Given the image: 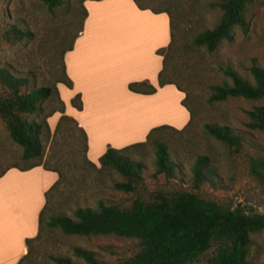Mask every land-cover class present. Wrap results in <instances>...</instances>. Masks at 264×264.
<instances>
[{
  "label": "rangeland",
  "instance_id": "1",
  "mask_svg": "<svg viewBox=\"0 0 264 264\" xmlns=\"http://www.w3.org/2000/svg\"><path fill=\"white\" fill-rule=\"evenodd\" d=\"M79 1L63 0L62 6L49 9L40 0H0V66L27 76L28 86H51L62 74L58 59L61 39L67 31L71 32L76 28L82 18ZM141 2L151 8L167 9L173 22L175 42L167 55L168 71L171 80L179 84L187 94L186 106L182 101L181 104L187 110L191 109L192 120L182 131H176L180 129L172 127L176 130L165 129L157 137L161 138L174 159L180 163L183 174L177 173L175 178L168 180L163 175L154 177V147L147 145L134 150L130 155L143 165V184L133 192L117 190L114 183L126 181L117 171H97L76 166L77 162L82 163L84 157L82 153L73 150L71 144L80 134L74 123L68 122L69 127L76 129L73 136L60 134L52 145L54 129H50L49 138L43 140L45 159H48L50 166H59L65 174L64 184L52 194L48 213L62 210L72 216L69 207L75 208L76 204L95 207L99 198L128 206L137 197L148 198L155 190L191 191L225 208L239 205L248 212H264V175H253L249 163L250 158L264 160V131L250 129L245 125L249 121L245 110L264 106V98L256 101L229 98L213 104L207 102L209 86L223 78L220 67L230 64L250 82L252 78L247 68L252 59L264 69V0H254L246 10L245 28L235 26L232 39L222 41L211 52L202 46L194 45L192 41L196 34L212 28L218 21V0ZM107 24L108 22L104 21L99 29H105ZM13 25L28 36L15 38L10 31ZM7 93L8 90L0 84V96ZM172 103V99L164 95L163 103L158 101V106L166 112H171ZM43 104L44 112L60 108L54 94ZM118 107H113L108 118L111 122L115 121L110 127L122 126L116 121L124 117L123 114L128 108ZM135 109L134 106L132 110ZM205 123L226 125L241 132L244 137L243 148L237 153L229 150L223 143L204 133L202 126ZM21 151V147L9 138L6 124L0 117V167L21 165ZM197 155L208 157L215 172L214 183L203 182L198 187L194 186L191 167ZM94 164L99 167V163ZM74 246L92 250L108 263L125 259L139 249L136 239L114 235H64L55 228L45 231L42 238L33 243L35 256L21 264H52L47 259L49 253L63 254L69 256L75 264H85L72 255ZM216 247L217 244L211 242L206 252L188 264H206ZM247 264H264V230L252 235Z\"/></svg>",
  "mask_w": 264,
  "mask_h": 264
},
{
  "label": "trees",
  "instance_id": "2",
  "mask_svg": "<svg viewBox=\"0 0 264 264\" xmlns=\"http://www.w3.org/2000/svg\"><path fill=\"white\" fill-rule=\"evenodd\" d=\"M49 9L63 5V0H40ZM85 0L79 1L82 18L79 25L71 32H66L59 44L58 59L60 61L61 76H58L51 86H28V77L16 71L0 66V84L8 90L7 95L0 96V117L6 124L9 138L21 147V165L0 167V177L10 168L28 170L42 165L44 169L56 172L58 175L54 184L45 192V204L38 216V232L33 238L26 239L27 251L18 264L34 255L33 243L42 238L47 230L58 228L64 235L84 237L114 235L132 238L138 241L139 249L131 256L116 261L105 262L96 252L80 247H72V255L85 264H188L206 252L211 242L217 244L214 253L207 259L206 264H247L249 245L254 233L264 230V212H248L241 206L225 208L215 201L207 200L198 194L186 191L155 190L148 198L137 197L128 206H122L112 201L99 198L95 207H69L72 216L65 211L48 213L52 194L59 190L65 182V174L59 166H50L45 159L43 140L49 138L50 128L47 118L55 112L61 114L52 135L54 145L61 134L73 136L75 130L80 134L71 148L82 153L84 160L76 166L90 170L113 169L122 175L125 182H115L114 188L124 192H133L143 184V165L130 155L138 148L151 145L155 152V170L153 176L163 175L167 180L175 178L177 173L183 174L180 163L168 151L167 145L157 137L165 129H174L167 125H160L149 130L142 142H136L123 148L108 147L98 158L99 167L86 157L87 138L85 131L78 126L76 120L64 113V104L59 97L57 83L71 87V80L67 77L64 65V54L71 50L78 34L82 31L83 21L87 11L83 6ZM140 9H150L152 12H166L170 17V42L165 48L157 50L163 56V66L158 74V85L174 84L185 93L182 100L186 106V92L170 78L167 55L172 50L175 36L173 22L167 9H155L142 4L141 0H133ZM254 0H218L220 16L216 24L205 29L193 38V44L202 46L206 51H214L222 41H230L233 28H245V14L248 6ZM12 35L21 39L28 36L26 32L15 25L10 30ZM252 82L244 79L230 64L220 67L223 78L218 83L209 86L207 97L209 104L226 101L229 98H243L256 101L264 98V69L252 59L247 68ZM128 89L132 92L152 94L156 88L147 81L130 82ZM54 94L60 103V108H53L44 112V102ZM71 104L81 110L82 103L79 94L71 99ZM190 112L189 122L180 130L186 129L192 120ZM249 121L245 124L250 129L264 131V106H254L245 110ZM31 116H34L31 118ZM68 122L74 123L71 128ZM203 131L208 136L223 143L234 153L243 148L244 137L241 132L217 123H205ZM45 137V138H44ZM250 172L256 176L264 175V160L250 158ZM192 180L198 187L203 182L214 183L215 172L209 164L206 155H197L192 167ZM52 264H75L69 256L63 254H47Z\"/></svg>",
  "mask_w": 264,
  "mask_h": 264
},
{
  "label": "crops",
  "instance_id": "3",
  "mask_svg": "<svg viewBox=\"0 0 264 264\" xmlns=\"http://www.w3.org/2000/svg\"><path fill=\"white\" fill-rule=\"evenodd\" d=\"M83 6L87 16L82 31L63 57L72 86L57 83L56 87L64 113L86 133L87 159L98 163L108 147L120 149L142 142L150 129L160 125L181 129L190 114L181 104L182 91L174 84L158 85L163 56L156 51L170 42L169 15L140 9L133 0H85ZM104 21L108 24L101 30ZM141 81L156 91L142 94L128 89L130 82ZM76 94L81 98V110L71 104ZM164 95L173 101L171 112L158 106ZM118 106L128 108L116 121L122 126L110 127L115 121L108 118ZM60 116L57 112L47 120L50 129L55 128ZM57 178L56 172L42 165L28 170L10 168L0 177V264H18L25 255L26 239L38 232L45 192Z\"/></svg>",
  "mask_w": 264,
  "mask_h": 264
}]
</instances>
